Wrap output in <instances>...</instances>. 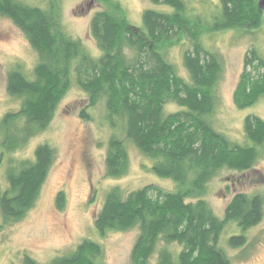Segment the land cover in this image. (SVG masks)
I'll return each mask as SVG.
<instances>
[{
	"label": "trees",
	"instance_id": "trees-1",
	"mask_svg": "<svg viewBox=\"0 0 264 264\" xmlns=\"http://www.w3.org/2000/svg\"><path fill=\"white\" fill-rule=\"evenodd\" d=\"M97 1L106 6L89 20V34L98 49L93 54L63 28L58 0H45L44 5L0 0V15L20 29L37 57L30 76L18 66L7 72L6 90L19 99V107L0 118V160L3 152L20 147L48 126L75 84L89 105L102 101L104 117L115 130L106 142V176L126 173L129 142L151 161L149 171L175 182L173 189L156 184L127 193L117 186L108 189L94 217L98 234L136 228L128 264H150L154 255V264H230L222 231L235 223L240 233L229 235L226 246H245L246 231L262 220L264 198L236 192L220 217L204 198L206 186L223 168L245 171L254 165L264 146V120L255 114L244 117L245 143L228 139L212 126L222 63L201 38L207 32L257 28L263 0H217L209 15L191 14L184 0H149L172 10L147 7L140 25L125 18L117 1ZM185 41L187 78L165 56L166 48ZM249 66H264L254 49L245 56L232 93L238 109L264 95V73H252ZM167 103L178 109L166 111ZM54 157L52 147L42 143L32 159L8 163L6 185H0L4 222L21 219L34 205ZM55 201L61 209L63 192ZM100 255V244L85 238L47 262L24 254L21 264H101Z\"/></svg>",
	"mask_w": 264,
	"mask_h": 264
},
{
	"label": "rangeland",
	"instance_id": "rangeland-1",
	"mask_svg": "<svg viewBox=\"0 0 264 264\" xmlns=\"http://www.w3.org/2000/svg\"><path fill=\"white\" fill-rule=\"evenodd\" d=\"M27 1L39 5L45 3V0ZM58 1L61 4L62 26L65 31L79 38L91 53L98 54L96 44L89 34V20L96 10L102 9L106 4L97 0ZM114 1L119 3L125 18L133 25L141 24V13L147 7L172 10L167 5L157 6L149 0ZM184 1L191 14L202 15H209L217 3V0ZM201 39L202 44L215 52L222 63V73L215 86V108L210 122L228 139L245 143L244 117L255 114L264 120V95L252 106L238 109L233 103L232 93L249 51L254 49L264 60V0L261 5V23L257 28L207 32ZM188 45L187 41L175 43L165 50L166 58L186 78L182 55ZM36 58V53L20 29L10 19L0 15V118L19 107V99L6 90L8 70L18 66L30 76ZM250 69L252 73H264V66ZM176 109L178 106L174 103L165 105L166 111ZM104 115L102 101L89 105L87 95L77 85L72 84L58 103L53 119L43 131L11 152L2 153V187L6 185L5 169L8 163L16 164L19 160L32 159L38 144H49L55 157L34 205L26 214L19 220L8 222H4L0 216V264H21L24 254L39 262H47L56 255L70 252L85 238L100 244L101 255L98 261L101 264H128L136 228L109 231L104 235L98 234L94 228V217L105 192L117 186L122 193H127L146 184L173 189L175 182L160 178L149 171L151 161L129 142L126 143V173L116 178L106 176V142L115 130L109 126ZM59 191L64 195L61 209L55 201ZM240 191L248 194L260 193L264 198V146L251 168L245 171L221 169L207 183L204 198L213 211L222 217L231 196ZM234 233H240V229L230 222L220 235L230 264H264V213L262 220L246 231L245 246H226V239ZM155 260L154 255L150 264H154Z\"/></svg>",
	"mask_w": 264,
	"mask_h": 264
}]
</instances>
